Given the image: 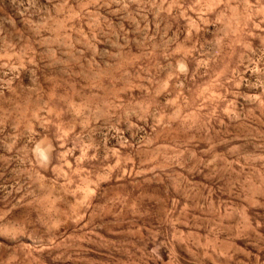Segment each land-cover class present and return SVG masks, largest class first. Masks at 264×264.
<instances>
[{"label": "rangeland", "instance_id": "rangeland-1", "mask_svg": "<svg viewBox=\"0 0 264 264\" xmlns=\"http://www.w3.org/2000/svg\"><path fill=\"white\" fill-rule=\"evenodd\" d=\"M0 264H264V0H0Z\"/></svg>", "mask_w": 264, "mask_h": 264}]
</instances>
